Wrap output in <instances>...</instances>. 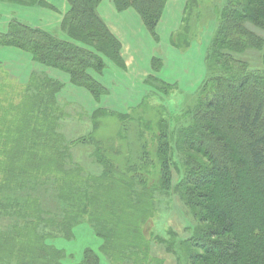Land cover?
<instances>
[{
  "label": "trees",
  "instance_id": "16d2710c",
  "mask_svg": "<svg viewBox=\"0 0 264 264\" xmlns=\"http://www.w3.org/2000/svg\"><path fill=\"white\" fill-rule=\"evenodd\" d=\"M10 1L53 7L45 0ZM101 1L68 0L63 31L69 39L14 19L0 32V48L21 49L67 72L100 100L106 90L90 69L101 72L104 56L124 64L120 41L98 13ZM166 1L115 3L118 10L136 9L158 38ZM222 1L206 57L210 74L198 92L201 104L189 109L191 122L161 131L159 177L152 182L135 162L121 173L98 148L96 162L104 168L99 174L85 170L75 147L94 136L68 138L60 130L68 113L56 96L64 84L43 72L25 85L18 82L24 86L23 104L12 106L18 113H0V219L12 226L0 229V264H66L68 253L51 240L72 239L81 222L103 238L102 252L149 264L150 241L138 229L158 212L157 192L174 198L189 217L187 236L171 229L162 240L177 245L184 263L264 264V67H252L245 57L256 50L264 59V0ZM185 27L177 35L181 41ZM183 40L188 46V36ZM172 41L180 45L174 35ZM159 66L154 58L153 68ZM100 258L86 248L82 264H100Z\"/></svg>",
  "mask_w": 264,
  "mask_h": 264
},
{
  "label": "rangeland",
  "instance_id": "374dc122",
  "mask_svg": "<svg viewBox=\"0 0 264 264\" xmlns=\"http://www.w3.org/2000/svg\"><path fill=\"white\" fill-rule=\"evenodd\" d=\"M49 1L53 2V0ZM6 2L11 3L13 7H34L17 1L0 0V3ZM113 2L116 6L115 0ZM170 3L174 5L171 11L168 10ZM222 3V0H167L156 28L158 38L153 36L143 21V31L140 36L146 46L143 44L138 46L140 51L135 54V60L132 58L134 49H130L128 44L125 46L126 58L123 56L121 40L107 26L121 43L124 64H118L104 56L105 67L101 72L90 69L94 79L106 90L100 100H96L94 94L87 88L78 86L71 80L69 81L74 87L71 84L65 87V83L59 80L64 85L58 92L56 100L63 108V113H68L60 123V130L68 138L89 136L91 132L94 136V142L89 140L75 147L76 159L85 167V170L99 174L104 168V162L99 160L96 162L94 150L98 148L105 154L106 159L111 160L119 168L121 173L126 172L128 163L135 162L139 167L138 171L146 172L150 182L158 179L161 131L166 130L167 126L170 130H175L191 122L187 114L190 113L189 109L194 110L201 104L198 100V92L204 79L210 74L209 64L211 65L212 62H208L206 57L217 29V12L222 7ZM43 8L57 10L54 4L53 7ZM64 19L61 22L59 34L53 31L51 34L66 40L69 37L63 31ZM177 20H181L180 26L170 35L171 27ZM184 25L186 27L182 41L185 42L183 38L188 36V46L183 45L180 36L177 37ZM133 26L136 40L132 43L136 44L139 25L133 23ZM173 35L180 45L173 43ZM6 49H0V62L13 59V55ZM13 49L16 48L13 47ZM245 57L252 67H264L261 52L249 50ZM154 58L160 61L158 69L153 68ZM21 62L24 63L22 60ZM24 64L28 66L27 63ZM0 66L11 69L7 62ZM63 72L65 71L62 70ZM101 77L107 85L98 80ZM23 90L24 86L20 87L17 80L13 79L6 69L0 67V113H18L12 109V106L23 104ZM90 93L92 96L87 99L85 96ZM95 113L98 114L94 115ZM86 172L83 171V173ZM121 175L119 173L115 176L123 177ZM174 176L177 179L181 177L176 170H174ZM157 196L160 200L158 212L155 216L142 220L138 229L150 241L146 258L150 261L149 264H186L177 245L168 247L162 240L169 239L171 229L180 236H187L189 232V224L185 220L187 213L182 210L181 204H176L174 198H169V195L157 192ZM5 218L7 217L0 219V229H12V226L8 228L6 225ZM109 229L110 226L104 231ZM73 231L72 239L58 237L51 240L52 244L64 248L68 253L64 263L82 264L86 248H91L100 255V264H111V261L121 264L127 259V257L122 259L120 255H114L106 249L102 252L103 238L96 234L89 223L81 222ZM125 264H131V260L125 261Z\"/></svg>",
  "mask_w": 264,
  "mask_h": 264
},
{
  "label": "crops",
  "instance_id": "0c3cea01",
  "mask_svg": "<svg viewBox=\"0 0 264 264\" xmlns=\"http://www.w3.org/2000/svg\"><path fill=\"white\" fill-rule=\"evenodd\" d=\"M45 1L49 2L52 6L54 4L57 7V10L43 8L44 6H38V5H32L34 7H26V6L13 7L9 2L0 3V31L6 32L11 21L17 19L22 22L26 21L28 22L27 24L33 27L41 28L47 32L50 31L49 33L53 31V33L59 34V30H61V22L65 14H67L70 11L71 8L70 4L68 0H53V2H50L49 0H45ZM173 7H174L173 3H170L168 6V10L171 11ZM98 11L103 21H105L106 25L121 40L123 47L122 48L123 56H125L126 58L127 48L125 46L128 44L130 49H134L132 58L135 60V54L140 51L138 49V46L140 44L146 46V44L144 43V41L140 36L141 32L143 31L144 23L139 13L135 9L118 10L113 0H102L101 3L99 4ZM15 13H17V15H15ZM180 21L181 20L179 21L177 20V22L173 24V26L171 27L170 35H172V33L179 28ZM133 23L134 24L137 23L139 25L138 27L139 36L137 38L136 44L132 43L133 41L136 40V34ZM152 47L154 48L153 41H152ZM1 48H7L6 50L13 55L12 57L13 59H11V61L5 60L3 62H0V65L7 62L8 64H10L11 69H7L4 66H0V67L6 69L9 72V74L13 77V79L15 78V80H17V82H19L20 84L25 85L34 72H44L53 78L63 81L65 83V87H69L70 84L72 85V83L69 81L71 80L69 74H67L66 72L62 73V70H59L58 68L49 67L39 62H36L33 59L32 54L23 50L18 51L17 48L13 49V47H8V46ZM21 60L24 63H27L28 66L22 63ZM186 77H188L187 74ZM98 80L102 84L107 85L102 77L101 79ZM72 87H74V85H72ZM75 88H80V87L75 86ZM91 96L92 95L90 93V95H87L85 97L87 99H90Z\"/></svg>",
  "mask_w": 264,
  "mask_h": 264
},
{
  "label": "bare ground",
  "instance_id": "6f19581e",
  "mask_svg": "<svg viewBox=\"0 0 264 264\" xmlns=\"http://www.w3.org/2000/svg\"><path fill=\"white\" fill-rule=\"evenodd\" d=\"M188 219H189V217L185 218L187 224H188V221H187ZM183 236H184V235H183Z\"/></svg>",
  "mask_w": 264,
  "mask_h": 264
}]
</instances>
